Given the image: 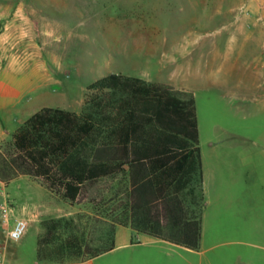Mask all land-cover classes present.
I'll use <instances>...</instances> for the list:
<instances>
[{
  "label": "crops",
  "instance_id": "1",
  "mask_svg": "<svg viewBox=\"0 0 264 264\" xmlns=\"http://www.w3.org/2000/svg\"><path fill=\"white\" fill-rule=\"evenodd\" d=\"M45 2L46 15L41 14L35 0L19 1L13 12L16 19L28 23L25 27L21 21H14L12 29L20 36L19 49L29 52L27 67L31 73L24 74L28 68L15 64L0 68V140L12 136L42 108H57L47 104L30 108L24 102V94L32 91L33 83L42 88L62 85L60 79L42 69L44 59L56 63L62 58H99L101 50L90 43L91 36L121 35L109 40V49L125 59V69L111 70L105 76L123 74L194 96L203 166L200 249L214 243L221 236L218 222L233 214L239 195L251 190L234 186L232 153L240 142L230 138L223 126L211 128L207 119L201 120L198 99L211 101L214 97L220 103L241 100L256 104L264 96V11L246 17L215 7L217 0ZM111 6L119 12L116 17L107 14ZM25 34L28 40L21 38ZM14 123L17 126L11 131ZM258 190L264 193V184ZM134 235L144 237L142 244L150 254H170L175 249L198 252L122 226L115 231L116 247L131 246Z\"/></svg>",
  "mask_w": 264,
  "mask_h": 264
},
{
  "label": "trees",
  "instance_id": "2",
  "mask_svg": "<svg viewBox=\"0 0 264 264\" xmlns=\"http://www.w3.org/2000/svg\"><path fill=\"white\" fill-rule=\"evenodd\" d=\"M120 176L109 201L115 216L48 221L39 240L40 260L88 262L115 248L119 226L199 249L203 166L192 94L110 74L88 86L81 113L42 108L11 143L0 145L1 181L29 177L72 203L88 186ZM196 179L202 194L197 211L184 197ZM92 221L100 224L99 246L89 242Z\"/></svg>",
  "mask_w": 264,
  "mask_h": 264
},
{
  "label": "rangeland",
  "instance_id": "3",
  "mask_svg": "<svg viewBox=\"0 0 264 264\" xmlns=\"http://www.w3.org/2000/svg\"><path fill=\"white\" fill-rule=\"evenodd\" d=\"M19 1L22 0H0V68L14 64L27 67L31 62L28 59L29 52L19 49L20 36L12 29L14 21H21L25 27L28 25L26 19L18 20V16L13 14L18 9ZM35 1L42 9L41 14L46 15V0ZM217 1L213 4L215 7L246 17L264 11V0ZM118 13L112 6L107 12L115 17ZM115 36L120 38L121 35L108 33L91 36L90 43L101 50L99 58H62L56 63L44 59L42 69L50 77L60 79L62 85L42 88L38 83H33L32 91L24 94L25 104L30 108L47 104L81 113L88 86L106 77L111 70L119 69L123 72L125 69V59L109 49V40ZM21 38L28 40L29 35L25 34ZM30 68L24 74H30ZM210 99H198L200 118L204 122L208 120V127L212 128L216 124L223 126L230 138L240 142L232 153L235 156L234 186L251 190L250 193L239 195L233 214H228L218 222L217 233L221 236L214 243L203 245L201 249L199 246L197 253L175 249L177 251L170 254H150L146 245L142 244L144 237L134 235L131 246H115L113 250L79 264H264V193L258 190L264 184V96L256 104L241 100L220 103L214 97ZM16 126L17 123H14L9 129L12 131ZM205 130L203 128L204 149ZM13 135L1 139L0 145L11 143ZM121 178H108L88 186L85 193L73 203L65 200L62 195L49 192L29 177H21L7 184L16 216L30 220L28 233L13 246L10 264H48L39 259L38 249L39 240L46 230L45 224L50 220L75 217L85 223L90 218L101 219L102 212L114 217L115 204L109 201L119 188ZM184 197L187 204L197 211L202 204L201 187L197 179L184 193ZM91 224L89 242L99 246L100 224L95 221ZM200 250H204V253L201 254Z\"/></svg>",
  "mask_w": 264,
  "mask_h": 264
},
{
  "label": "built area",
  "instance_id": "4",
  "mask_svg": "<svg viewBox=\"0 0 264 264\" xmlns=\"http://www.w3.org/2000/svg\"><path fill=\"white\" fill-rule=\"evenodd\" d=\"M18 218L26 219L24 217L16 216L15 207L7 192V183L0 180V264H10V256L13 254V246L18 242H13L8 239L7 233L16 227ZM29 228L30 224L26 234L28 233ZM25 235H23L19 241H21Z\"/></svg>",
  "mask_w": 264,
  "mask_h": 264
},
{
  "label": "clouds",
  "instance_id": "5",
  "mask_svg": "<svg viewBox=\"0 0 264 264\" xmlns=\"http://www.w3.org/2000/svg\"><path fill=\"white\" fill-rule=\"evenodd\" d=\"M30 220L17 219L16 227L7 233V238L13 242H19L21 237L26 234Z\"/></svg>",
  "mask_w": 264,
  "mask_h": 264
}]
</instances>
